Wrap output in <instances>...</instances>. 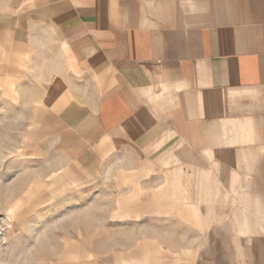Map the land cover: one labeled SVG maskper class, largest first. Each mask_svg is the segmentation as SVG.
I'll list each match as a JSON object with an SVG mask.
<instances>
[{
	"label": "crops",
	"instance_id": "crops-1",
	"mask_svg": "<svg viewBox=\"0 0 264 264\" xmlns=\"http://www.w3.org/2000/svg\"><path fill=\"white\" fill-rule=\"evenodd\" d=\"M1 104L40 109L63 151L26 179L39 205L264 264V0H2Z\"/></svg>",
	"mask_w": 264,
	"mask_h": 264
},
{
	"label": "rangeland",
	"instance_id": "rangeland-1",
	"mask_svg": "<svg viewBox=\"0 0 264 264\" xmlns=\"http://www.w3.org/2000/svg\"><path fill=\"white\" fill-rule=\"evenodd\" d=\"M35 107L0 105V264H201L203 259L215 260L213 254H183L181 238L176 239L181 252L170 251L173 248L166 238L157 247L156 241L146 237L155 231L154 222L109 223L98 220L102 213H90L93 207L87 201L72 205L52 198L44 206L30 199L23 190L27 177L42 174L51 180L52 170L67 167L61 147L40 124L41 110ZM8 161L23 163L16 169L3 168ZM11 203L14 213L9 215ZM136 231L144 237L138 238Z\"/></svg>",
	"mask_w": 264,
	"mask_h": 264
},
{
	"label": "snow or ice",
	"instance_id": "snow-or-ice-1",
	"mask_svg": "<svg viewBox=\"0 0 264 264\" xmlns=\"http://www.w3.org/2000/svg\"><path fill=\"white\" fill-rule=\"evenodd\" d=\"M18 163L22 164L23 162L8 161L6 164L3 165V168H5V169H16V165Z\"/></svg>",
	"mask_w": 264,
	"mask_h": 264
}]
</instances>
